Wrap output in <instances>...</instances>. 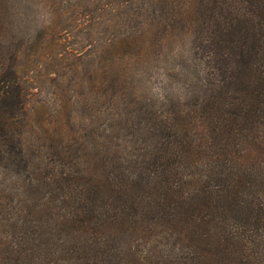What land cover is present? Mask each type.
<instances>
[{"label": "trees", "instance_id": "1", "mask_svg": "<svg viewBox=\"0 0 264 264\" xmlns=\"http://www.w3.org/2000/svg\"><path fill=\"white\" fill-rule=\"evenodd\" d=\"M164 4L206 69L91 164L31 151L0 63V264H264V0Z\"/></svg>", "mask_w": 264, "mask_h": 264}, {"label": "rangeland", "instance_id": "2", "mask_svg": "<svg viewBox=\"0 0 264 264\" xmlns=\"http://www.w3.org/2000/svg\"><path fill=\"white\" fill-rule=\"evenodd\" d=\"M164 1L0 0V63H14L26 91V139L37 157L71 146L91 164L129 140L126 125L141 127L143 110L181 94L182 72L206 69Z\"/></svg>", "mask_w": 264, "mask_h": 264}]
</instances>
